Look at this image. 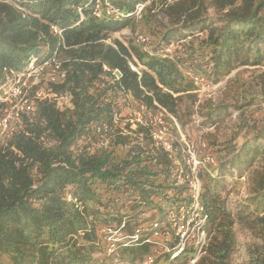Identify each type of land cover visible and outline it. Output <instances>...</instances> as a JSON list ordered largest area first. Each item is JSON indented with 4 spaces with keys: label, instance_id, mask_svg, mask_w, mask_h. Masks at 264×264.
Masks as SVG:
<instances>
[{
    "label": "trees",
    "instance_id": "1",
    "mask_svg": "<svg viewBox=\"0 0 264 264\" xmlns=\"http://www.w3.org/2000/svg\"><path fill=\"white\" fill-rule=\"evenodd\" d=\"M110 1L123 16L98 18L90 0H0V83L7 69L21 71L36 57L50 60L65 71L62 81L50 82L51 89L70 92L73 100L70 108L40 101L37 111L23 114L0 144V259L7 264L146 261L155 245L149 237L167 230L163 224L171 229L172 218L178 219L193 193L171 177L173 161L155 144L152 125L138 122L131 129L129 123H117L118 94L130 92L152 112L163 109L180 119L182 96L196 89L184 62L215 82L244 64L264 65V0H211L210 6L206 0H159L170 24L161 21L159 41L150 51L107 39L133 24L131 12L138 3L155 0ZM78 6L85 8L83 17ZM211 6L216 12L207 15ZM197 31L207 36L199 41ZM189 36L175 56L163 55L171 42ZM130 62L143 67L138 71ZM261 89V96L251 94L244 104L264 103V85ZM225 110L215 105L204 123L223 120L229 114ZM261 126L241 145L226 146L216 175L208 166L198 170L210 242L195 264H228L238 243L235 221L260 239L250 244L247 264H264ZM88 136L90 141L79 146ZM103 137L109 138L107 145L91 147ZM248 170L250 193L231 209L222 195L225 178L242 177ZM106 226L112 232L105 233ZM194 252L183 250L172 260L166 253L161 257L169 264H187Z\"/></svg>",
    "mask_w": 264,
    "mask_h": 264
},
{
    "label": "rangeland",
    "instance_id": "2",
    "mask_svg": "<svg viewBox=\"0 0 264 264\" xmlns=\"http://www.w3.org/2000/svg\"><path fill=\"white\" fill-rule=\"evenodd\" d=\"M168 1L172 2V0ZM146 2H148L147 6L139 17H135L133 24L112 33L111 37L107 39V42H112L117 38L127 45L133 42L143 49L142 45L138 43L137 40L139 34L149 36V47L154 46V43L159 41V30L162 28L161 21L164 20V22L170 24L168 17H164V13L162 12L164 3L159 0H155V2ZM206 2L210 6L211 0H206ZM215 12V9L211 6L207 15H213ZM195 35L198 36V40L200 41V39L207 36V32L197 31ZM192 37L193 36H189L185 39L174 41V48L178 49L177 47L178 45L180 46L181 41H185ZM165 50L163 51V55ZM189 63L184 62L182 65L185 74L194 80L196 89L190 94H184L182 96L178 108L180 119L175 117L172 113H164L162 110L157 109L155 112H152L151 109L149 110L146 106L139 103L130 92L125 91L118 94L117 100L122 109L118 114H115V118L117 123L119 121L122 127L125 126L126 123H129L131 129L136 128L138 122L148 126L152 125L151 130L153 138H155L154 133L156 134V132L160 130V127H165L164 129L166 130L163 135H165V138L175 147V151L171 157L173 161L171 173H176V167L181 165L182 167L186 166L189 175V165L191 164L189 159H191V154L186 144L189 143L194 145L195 157L197 160H200L198 168L200 169L201 166H208L212 174L216 175L219 162L227 153L225 150L226 146L230 143L241 145L247 137L262 128L261 125L264 123V103L254 105H245L244 103L246 98L251 94L261 96V88L262 85H264V65L255 66L244 64V66L233 69L222 80L215 82L214 80L207 79L203 74L198 73L195 64ZM135 66L137 69L143 67L140 63ZM195 76L202 77L203 81H196L194 79ZM47 80L48 79H44L45 82L42 84L44 87H49ZM67 104L68 103L64 101L65 106L60 107H72V104L70 106ZM215 105H222L229 114L225 116L226 113H224L223 120L214 125L207 126L204 123L207 117L206 114ZM120 117L123 119L119 120ZM254 124L256 125L255 127L250 126ZM123 130H125L126 133H130L127 128ZM89 141V136L87 138H82L79 146L86 145ZM108 143L109 138L103 137L97 142L94 141L91 147L94 148L96 145L105 146ZM199 179L202 187L203 181L200 176ZM250 185L251 179L249 170L244 173L242 177L225 178L222 195L228 207L233 209L237 201L247 197L250 193ZM234 223L238 243L228 264H247V251L250 244L260 239L243 223L239 221H235ZM170 226H172L171 229L163 224L164 228L162 229L166 228L167 230L164 232L160 231L153 237H149L151 241H155L154 249L150 255L155 260L153 264H169L170 261L161 257L164 253L169 254V257H171L169 260H172L183 250L190 248H194L195 252L193 257L189 258L187 264L197 263L206 252L202 251L203 248L201 250L193 241H189L185 249L182 250L181 245L178 244L177 229L174 225ZM111 228L113 227L106 226L104 232H112ZM174 231L175 233L173 234ZM116 234L117 236L120 235L118 233ZM207 240L208 244L210 242V236H208ZM207 244L205 246H207ZM97 256H102V254ZM0 264L7 263L4 262L3 259H0ZM141 264H146V262L144 261ZM173 264L184 263L176 262Z\"/></svg>",
    "mask_w": 264,
    "mask_h": 264
},
{
    "label": "built area",
    "instance_id": "3",
    "mask_svg": "<svg viewBox=\"0 0 264 264\" xmlns=\"http://www.w3.org/2000/svg\"><path fill=\"white\" fill-rule=\"evenodd\" d=\"M147 3H138L136 5V8L131 12L134 18L141 15ZM89 4H91L93 14L98 18L102 16L115 18L124 15L123 11L111 3L110 0H90ZM77 9L83 17L84 6H78ZM52 27L56 32H59L55 25ZM137 40L145 51H150V39L148 35L139 34ZM174 47V42H171L166 46L164 55L170 57L175 56L176 48ZM130 65L132 68L138 70L132 62H130ZM7 70L5 80L0 83V144L7 142L13 130L21 123L23 114H33L37 111L40 101H55L58 106H65V101V103H68L67 105H73L72 94L70 92H56L51 89L50 85L49 87L42 85L45 82L44 79H48L47 82L50 84L53 81H62L65 77V71L59 68L58 63L53 64L50 60L39 61L36 57L31 59L29 64L24 69H21V71L13 69ZM115 73L118 77L119 71L117 70ZM194 79L196 81H203V78L199 76H195ZM162 111L167 113L163 109ZM164 128L160 127V130L156 134L154 133L155 144L163 146L165 151H168L170 157H172L175 147L163 135L166 130ZM186 144L191 154V159H189L191 162L189 165V175L186 166L182 167L180 165L176 167V173H171V177L177 178V184L189 185L193 193V200L181 210L177 220L172 218V225L177 229L178 244L181 245L182 250L185 249L189 241H193L194 244L199 246L201 250L203 248L202 251H204L208 236L206 231L207 214L200 204L201 183L198 176L200 160H197L195 157L194 145ZM137 236L136 234L134 237L137 238ZM145 241H149V239ZM112 249L113 247L111 246L110 251ZM145 262L146 264H153L155 260L152 256H148Z\"/></svg>",
    "mask_w": 264,
    "mask_h": 264
}]
</instances>
